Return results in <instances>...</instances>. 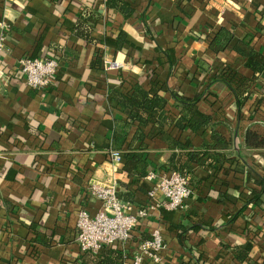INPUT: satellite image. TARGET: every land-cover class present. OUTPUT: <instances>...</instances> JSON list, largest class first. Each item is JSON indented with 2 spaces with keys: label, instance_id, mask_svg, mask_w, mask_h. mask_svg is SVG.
<instances>
[{
  "label": "crops",
  "instance_id": "0c3cea01",
  "mask_svg": "<svg viewBox=\"0 0 264 264\" xmlns=\"http://www.w3.org/2000/svg\"><path fill=\"white\" fill-rule=\"evenodd\" d=\"M119 1L128 17L106 0H0V264H82L76 215L99 210L89 184L111 179L120 200L148 211L133 237L145 241L160 231L158 264H239L235 246L246 243L254 248L249 264H262L264 145H248L246 133L264 142V71L252 79L234 46L251 38L264 56V0ZM222 28L232 33L230 45L208 52L207 36ZM23 57L58 61L49 88L26 86L17 65ZM106 59L123 69L105 70ZM228 71L238 77L223 78ZM223 79L235 91L243 84L241 108ZM135 83L165 98L170 119L180 112L174 95L200 96L198 110L210 118L197 132L165 124V137L156 126L143 128L147 174L174 171L173 156H213L214 168L189 164L192 194L173 211L158 206L162 196L147 197L153 182L146 176L135 182L121 170L124 150H114L121 154L116 163L108 154L125 119L116 95Z\"/></svg>",
  "mask_w": 264,
  "mask_h": 264
},
{
  "label": "trees",
  "instance_id": "16d2710c",
  "mask_svg": "<svg viewBox=\"0 0 264 264\" xmlns=\"http://www.w3.org/2000/svg\"><path fill=\"white\" fill-rule=\"evenodd\" d=\"M106 5L108 8L117 9L123 13L125 17H128L131 13V10L126 8L119 0H106ZM79 27L80 26L76 27V34L83 35L82 32H79ZM124 35L122 31L118 34L117 40L120 45L124 43ZM232 38V33L229 30L224 28L218 29L210 37L207 36L206 50L219 55L230 45ZM251 43V38L238 41L234 46V50L245 58V66L252 72V79H254L264 71V56L254 51ZM236 76V74L228 71L224 74L223 78L227 77V79H234ZM222 82L231 87L230 82L224 79ZM238 83L240 84L236 90L238 93H236L233 87L231 88L236 94L238 106L241 108L246 102L247 95L241 96L243 92H239L238 89L241 88L243 84H241V82ZM200 98V96L186 98L180 95H174V100L180 107V112L179 115L175 119L172 118V120L170 117H167L165 113L167 101L158 91L153 89L146 90L141 84L135 83L133 85L128 84L126 91L116 95V101L125 119L114 129L109 147L112 150L118 149L120 151L122 150V152L124 150L123 159L125 162L121 170L128 178L135 180V182H139V180L144 178L147 174L148 163L146 154L141 151L145 147L144 140L146 134L143 131L144 127L148 125L156 126L160 129L159 134L165 137L167 135L161 131L165 124L172 125L179 132L183 130L197 132L201 128H206L210 125V118L201 114L198 110ZM213 139L217 142L222 141L219 137H215V135H213ZM136 143L138 147H135ZM246 143L255 147L264 145V142L259 141L258 138L251 133H246ZM220 146H224V144H220ZM211 157L213 156L208 152L201 154L188 153L185 155V159L173 156L169 161V166L171 170L187 177V174L190 173L189 170H191L189 164L204 167L207 162V165H209L208 168H214L213 163H209ZM256 199L257 196L252 201ZM245 210L246 206L242 208V211ZM250 224H252V222ZM246 231L250 234L252 239H258L261 236L257 229L248 228ZM133 233L127 241L128 245H135L141 242L133 237ZM235 251L236 259L239 264H249L254 248L251 244L246 243L242 246H235ZM79 258L82 264H121L122 262L121 249L118 245L104 248L97 253L81 252ZM262 264H264V262H262Z\"/></svg>",
  "mask_w": 264,
  "mask_h": 264
},
{
  "label": "built area",
  "instance_id": "2783aa9c",
  "mask_svg": "<svg viewBox=\"0 0 264 264\" xmlns=\"http://www.w3.org/2000/svg\"><path fill=\"white\" fill-rule=\"evenodd\" d=\"M5 51V38L0 36V61ZM18 70L27 87L33 90H44L51 86L59 63L56 59H41L23 57L17 61ZM105 70L123 69L124 64L116 60H104ZM113 163L119 162L121 154L108 150ZM145 179L153 182L147 192L149 199L162 196L158 206L168 211H173L191 196L192 191L188 179L176 171H167L157 174L149 172ZM88 192L92 198L100 202L99 210L90 215L84 209L76 215L75 242L80 252L97 253L112 247H121V264H158L161 261V252L164 249L162 235L158 229L150 233V238L141 241L136 247L127 252L125 245L133 230L148 215L146 209H134L128 202H123L118 197L117 184L114 179L105 182H92Z\"/></svg>",
  "mask_w": 264,
  "mask_h": 264
},
{
  "label": "clouds",
  "instance_id": "9594fccd",
  "mask_svg": "<svg viewBox=\"0 0 264 264\" xmlns=\"http://www.w3.org/2000/svg\"><path fill=\"white\" fill-rule=\"evenodd\" d=\"M8 15L10 16L11 14L9 13ZM0 27H2V25H0Z\"/></svg>",
  "mask_w": 264,
  "mask_h": 264
}]
</instances>
